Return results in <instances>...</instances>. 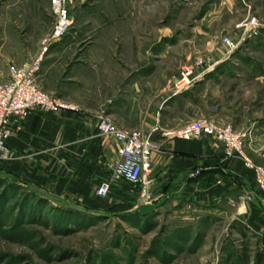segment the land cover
Masks as SVG:
<instances>
[{
  "label": "rangeland",
  "instance_id": "374dc122",
  "mask_svg": "<svg viewBox=\"0 0 264 264\" xmlns=\"http://www.w3.org/2000/svg\"><path fill=\"white\" fill-rule=\"evenodd\" d=\"M34 4L28 13L14 14L10 7L12 0H0V82L7 80L8 65L12 62L41 60L42 40L51 30L54 17L50 7L41 5L40 0H34ZM67 7L71 25L62 38L80 40L82 45L93 40L115 41L117 54L121 49L127 51L128 64L123 62L117 67L122 72L128 70L129 82L135 81L138 71L158 70L155 56L158 54L167 57L159 70L164 71L169 61L171 66L175 61L171 75L177 77L182 66H192L197 72L195 62L202 58L210 64L212 55L247 60L243 64L215 68L203 84H198V89L208 90L210 103H219L222 108L191 107L186 104L190 98H180L169 113L175 121L185 117L182 125L199 118L220 125L230 124L225 122L231 118L247 120L255 122L254 137L264 133V0H67ZM248 11L258 18L262 28L253 38L242 41L237 38L239 46L229 52L220 37L233 36L237 31L235 23ZM121 42H126L128 47H120ZM201 74L192 86L202 78ZM254 75L259 77L254 79ZM170 88L169 94L174 86ZM197 98L191 100L196 103ZM119 99L112 107L117 114L121 110ZM104 113L110 115L105 110ZM116 123L127 129L140 128L132 126L137 122ZM177 128L172 126L168 130ZM156 130L152 131L151 139L159 132ZM262 140L257 139L263 147ZM133 186L141 199L138 207L128 204L127 209L117 207L109 212L105 208L96 212L60 202L0 174V264H251L252 259L256 261L255 254L249 253L255 240L244 229L234 233L232 223L221 217L188 215L183 199L175 202L166 197L157 206L139 205L146 201L140 197L138 186ZM149 194L147 202L153 199L151 188Z\"/></svg>",
  "mask_w": 264,
  "mask_h": 264
},
{
  "label": "crops",
  "instance_id": "0c3cea01",
  "mask_svg": "<svg viewBox=\"0 0 264 264\" xmlns=\"http://www.w3.org/2000/svg\"><path fill=\"white\" fill-rule=\"evenodd\" d=\"M40 4L49 7V0H40ZM34 5V0H12L10 7L14 14H25ZM250 16L256 17L248 11L241 21L235 23L237 31L234 35L229 36L240 41L253 38L240 25ZM260 28L258 24L257 31ZM81 43L80 40L61 38L52 42L48 50L40 52L36 74L38 85L71 108L53 112L36 109L11 118L8 156L0 159V174L72 206L93 207L96 212L118 203L136 208L141 200L137 189L122 180L111 182L106 197L96 195L99 182L108 178L107 164L119 159L116 141L97 135V116L105 110L115 122H137L132 126L140 128L134 129L151 132L157 127L159 132L152 138L154 151L150 171L153 199L139 205L157 206L166 197L175 202L183 199L188 215L221 217L223 221L232 223L234 233L244 229L252 235L255 242L249 253L255 254L256 261L252 259L250 263L263 264L264 194L257 189L252 171L243 165L240 158L225 157L222 143L214 137L183 140L161 134L185 122V117L176 121L170 117L169 111L177 99L190 98L186 99L187 105L196 108L200 105L205 110L222 108L219 103L211 104L208 90L198 89V84H203L215 68H223L230 63L243 64L247 60L212 55L209 69L206 72L202 70V78L177 95L173 91L169 94L177 78V75H171L176 62L173 61L171 66L169 61L164 71L159 70L161 63L166 61L165 54L155 55L159 62L158 70L138 71L135 81L129 82L128 70L122 72L117 67L123 62L128 64L127 51L121 49L117 54L115 41ZM121 43L120 47H128L126 42ZM99 47L104 50H98ZM192 97H198L196 103ZM118 99L121 103L119 114L112 111ZM229 121L225 123L245 133V155L254 162L264 163V146L257 141L264 139V133L254 137L255 122L232 118Z\"/></svg>",
  "mask_w": 264,
  "mask_h": 264
},
{
  "label": "built area",
  "instance_id": "2783aa9c",
  "mask_svg": "<svg viewBox=\"0 0 264 264\" xmlns=\"http://www.w3.org/2000/svg\"><path fill=\"white\" fill-rule=\"evenodd\" d=\"M49 7L54 17V22L49 33L42 40V51L48 46L61 39L70 29L71 18L69 15L67 0H49ZM249 35L257 33L258 21L256 17H248L242 24ZM220 42L229 52L239 46V41L229 35H222ZM40 58L22 64L11 63L8 65V78L0 82V159L8 156L7 140L11 135L9 127L10 119L26 115L32 110L53 112L60 109H70L71 106L59 101L54 96L43 90L36 81ZM210 64L202 58L198 59L194 66L198 70H208ZM202 70L195 72L189 65L181 67L174 84L173 93L188 89L200 76ZM155 127L153 130H155ZM99 136H107L118 144V160L107 164L108 178L99 182L96 195L106 197L110 191L111 182L122 180L126 183L137 185L140 197L147 202L150 197L152 168L151 160L154 144L151 132L140 129H127L119 126L113 118L102 112L97 116L95 125ZM164 136L177 137L183 140L196 139L200 137H214L222 143L223 154L227 158L238 157L243 165L250 169L254 182L260 193L264 194V165L254 163L244 153L245 134L236 131L230 124L220 125L207 119H191L177 129L163 132Z\"/></svg>",
  "mask_w": 264,
  "mask_h": 264
},
{
  "label": "trees",
  "instance_id": "16d2710c",
  "mask_svg": "<svg viewBox=\"0 0 264 264\" xmlns=\"http://www.w3.org/2000/svg\"><path fill=\"white\" fill-rule=\"evenodd\" d=\"M128 204H121V203H119V204H115V205H112V206H110L107 210L109 211V212H113L114 211V209H116L117 207H124V209H127L128 208ZM84 209H87V210H93V211H95V208H93V207H83ZM60 211H62V210H60ZM76 212H77V214H79V213H81V212H79L78 210H75ZM71 212V211H70ZM68 213V212H67ZM259 256H257V260L259 261Z\"/></svg>",
  "mask_w": 264,
  "mask_h": 264
}]
</instances>
